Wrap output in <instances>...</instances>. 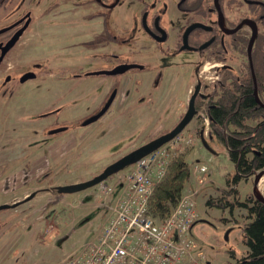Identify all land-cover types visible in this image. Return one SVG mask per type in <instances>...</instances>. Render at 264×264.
Returning a JSON list of instances; mask_svg holds the SVG:
<instances>
[{"label":"rangeland","instance_id":"374dc122","mask_svg":"<svg viewBox=\"0 0 264 264\" xmlns=\"http://www.w3.org/2000/svg\"><path fill=\"white\" fill-rule=\"evenodd\" d=\"M125 3L128 4L119 6L116 15L125 26H128L133 22L134 16L141 13L142 5L129 0ZM77 55L74 52L66 54V63L62 59L64 55L59 54L44 60L47 61V65H56L61 70L74 66H81L84 71L96 68L94 64L96 61L89 55L83 60L80 58L77 60ZM181 56V59L186 57ZM187 61L178 78L174 77L176 70L173 69L167 72L158 86L153 83V73L131 72L122 77L121 95L117 103L105 116L87 126H82V122L96 108L95 103L101 89L91 90L87 87L86 90L84 88L78 90L75 86L78 83H97L101 77L90 76L79 81L70 80L66 84H59L58 87L52 86L50 91H47L46 85L30 81L25 85L24 96L8 98V106L14 104L13 109H10L12 118L10 117V122L8 120L6 124L10 129L23 123L28 125L34 122L31 113L48 106L50 101L57 100L61 91H69L66 101L73 92H77L76 97L80 96L76 104L69 102L75 98L68 100L67 104L57 100L59 107L67 106L71 128L61 135L48 137L51 140L55 139L56 143V152L49 164L41 160L39 169L35 168L36 170L32 171L29 183L24 182L27 177L24 178L23 173L26 172L13 170L0 173V205L13 204L23 200L25 195L40 190L32 200L15 208L0 211V264H59L72 252L73 245L79 246L95 237L105 220L103 212L90 211L87 215L91 222L89 221L81 234L76 235L70 227L75 218V215L71 214V207L80 202L93 205L104 203L105 192L101 190V185L72 194H60L56 187L89 180L127 153L173 129L186 113L189 99L197 84V79L193 75L190 76L191 57L187 58ZM214 64L221 62L206 60L199 72L203 84L201 92L204 95H209L215 81H218L217 67H212ZM229 64L238 74L244 70L234 56L229 60ZM137 78L145 80L146 86L141 91L135 82ZM1 81L3 77L0 75ZM10 88H13L11 84L8 85V89ZM139 96L144 100L138 101ZM6 99V96H0L1 102ZM200 102L199 99L198 103ZM204 102L199 109L197 108V116L180 134L179 139L164 147H169L170 151L175 152V158L184 157L191 167V176L186 182L185 190L199 191L195 198L199 220L190 231L191 239L198 246L194 253L202 251L209 264H237L247 252L245 226L249 222L248 213L242 208L223 210L207 206L210 199L222 197L225 190L229 192L228 180H232L235 167L226 146L210 133V127L205 120ZM25 111L28 114H24ZM40 124L42 127V122ZM4 126L0 124V132ZM202 131L205 133L203 137ZM1 144L0 141V146ZM196 165L205 166L207 171L195 173ZM133 170L134 165H130L105 181L106 185L115 190L112 196H117ZM47 171L49 174L42 176ZM38 175L42 177L36 182L34 178ZM257 175L258 173L234 187L238 190L237 197L241 201H246L250 195H256L254 188ZM48 176L49 181L46 179ZM43 179L46 180L42 181ZM235 195L230 193L227 197L232 201ZM86 218L78 221L76 227H82L80 225Z\"/></svg>","mask_w":264,"mask_h":264},{"label":"flooded vegetation","instance_id":"af4514ba","mask_svg":"<svg viewBox=\"0 0 264 264\" xmlns=\"http://www.w3.org/2000/svg\"><path fill=\"white\" fill-rule=\"evenodd\" d=\"M132 1L142 5V11L125 26L116 11L119 6L128 4L127 0H0V30L6 29L0 34V75L3 77L0 96L7 97L0 101V124L5 125L0 132V173L26 172L24 182L29 183L32 171L41 166L40 161L49 164L54 157L55 139L48 137L61 135L71 128L69 110L66 105L59 107L57 100L67 104L75 98L69 102L76 104L80 96L76 97L77 92H73L66 101L69 92L66 90L48 106L31 113L34 122L20 124L14 127L16 130L6 126L12 118L10 109L14 107L13 102V106H8V98L24 96L25 85L30 81L46 85L50 91L52 86L58 87L70 80L101 77L97 83L75 86L78 90L101 89L90 118L99 113L113 95L110 108L117 103L122 77L131 72L153 73V83L158 86L173 69L176 70L174 77L178 78L184 64L188 63L186 59L191 57L190 76L197 79L196 86L200 83L202 89L199 72L206 60L221 62L212 66L217 67L219 74L214 86L226 70L236 73L229 64L233 56L244 67L240 75L251 72L256 80L258 59L260 68L264 67V0H129ZM71 52L78 54L77 60L89 55L96 61V68L84 71L81 66H74L61 70L56 65L46 64L45 60L49 59L45 58L57 54L64 55L62 59L66 63L65 55ZM181 55L186 57L181 59ZM130 64L142 68H131L117 75L95 74ZM135 82L140 91L146 86L145 80L140 78ZM9 84L13 88L8 89ZM140 96L138 101H143ZM199 99L209 101L208 95L198 96L196 103ZM48 174L47 171L42 176ZM39 176L34 178L36 182L42 177ZM34 192L37 195L40 190Z\"/></svg>","mask_w":264,"mask_h":264},{"label":"trees","instance_id":"16d2710c","mask_svg":"<svg viewBox=\"0 0 264 264\" xmlns=\"http://www.w3.org/2000/svg\"><path fill=\"white\" fill-rule=\"evenodd\" d=\"M259 59L255 67L256 80L251 72L236 74L226 70L217 85L208 94L206 116L210 133L227 148L235 167L232 180H228L229 192L207 202L209 207L234 210L245 209L249 222L245 226L247 252L237 264H264V203L250 195L246 201L237 197L234 188L243 180H249L264 170V105L257 101V90L261 100L264 95V67ZM264 103V100H263ZM191 167L184 157H177L169 166L166 177L156 184L149 202V212L164 220L178 204L186 182L190 179ZM235 193L230 201L228 194Z\"/></svg>","mask_w":264,"mask_h":264},{"label":"built area","instance_id":"2783aa9c","mask_svg":"<svg viewBox=\"0 0 264 264\" xmlns=\"http://www.w3.org/2000/svg\"><path fill=\"white\" fill-rule=\"evenodd\" d=\"M174 156L163 147L141 159L96 240L62 264H207L201 252L194 253L197 247L190 237L198 220L196 192L184 193L164 220L149 212L154 187Z\"/></svg>","mask_w":264,"mask_h":264},{"label":"water","instance_id":"95a60500","mask_svg":"<svg viewBox=\"0 0 264 264\" xmlns=\"http://www.w3.org/2000/svg\"><path fill=\"white\" fill-rule=\"evenodd\" d=\"M192 28H190L189 30H191ZM5 30L6 29L0 30V34L5 32ZM10 44H12V43H10ZM10 44H8V46ZM136 67L142 68V66L138 65V64L120 65L111 71H98V72H95V74H110V75L123 74L127 70H129L131 68H136ZM255 93H256L257 101L260 104L264 105V103L258 97L257 90L255 91ZM198 96L205 97V95L203 93H201V84L200 83L196 86L194 93L192 94V96L190 98L188 109H187L186 113L184 114L183 118L179 121V123L173 129H171L170 131L152 139L148 143L134 149L133 151L127 153L126 155L119 158L114 163L107 166L100 174L94 176L93 178H91L89 180L79 182V183L69 184V185L57 186L56 190L58 191V193H60V194H72V193L81 192V191L87 190L91 187H94L96 185H99L100 183L107 180L109 177L119 173L120 171L124 170L126 167H128L130 165L136 164L138 161H140L142 158L146 157L150 153L156 151L157 149L161 148L162 146L173 141L178 135H180L184 131V129L191 123V121L194 119V117L197 116L198 109L196 107V100H197ZM113 99H114V95L109 99L107 104L104 106V108L99 113H97L96 115L91 116L90 118L85 120L83 122V126H87V125H90V124L98 121L99 118L101 116H103L108 111V109L110 108V106L113 102ZM62 130H64V129H62ZM263 173H264V170L260 171L258 173V175L256 176L255 188H254L255 193H256V186L258 185L259 180H260ZM35 196H36V192H33L30 196H28L27 198H25L21 202L14 203L12 205H9V204L0 205V211L3 209H7V208H15L22 203L30 201ZM255 196L260 201H262L264 203V196L263 195H258L256 193Z\"/></svg>","mask_w":264,"mask_h":264},{"label":"crops","instance_id":"0c3cea01","mask_svg":"<svg viewBox=\"0 0 264 264\" xmlns=\"http://www.w3.org/2000/svg\"><path fill=\"white\" fill-rule=\"evenodd\" d=\"M56 152V148H55V151ZM188 182V181H187ZM186 186V184H185ZM185 189V188H184ZM101 190H103L105 193V197H104V200L105 202L104 203H101V204H85L84 202H80L78 203V205H74L71 207V214L72 215H75V218H73L72 220V224L70 227L72 229V231L77 235V234H81V232H83L84 228L91 222L90 218L88 217V213L90 211H96V210H100L101 212H103V218L105 219L104 220V223L106 222V220L108 219V217L110 216V208L117 202V200L124 194V191H125V185L123 186V188L120 190L119 193H117V196L115 197L114 195L112 196V194H114V191L111 192V193H107V187H105L104 185H101ZM88 217V218H86ZM86 220L80 225L82 227L78 228L76 227L77 226V222L80 221V220H83L85 219ZM90 219V220H89ZM90 221V222H89ZM103 223V225H104ZM102 225V226H103ZM102 228V227H101ZM101 230V229H100ZM100 230L97 232V234L95 235V237L92 239V240H89L87 242H84L82 244H79V246H74L73 245V250L72 252H70L65 258L62 259V261L59 263V264H62V262L70 255L74 254V253H80L84 247L91 241H94L96 239V237L98 236V234L100 233Z\"/></svg>","mask_w":264,"mask_h":264},{"label":"bare ground","instance_id":"6f19581e","mask_svg":"<svg viewBox=\"0 0 264 264\" xmlns=\"http://www.w3.org/2000/svg\"><path fill=\"white\" fill-rule=\"evenodd\" d=\"M263 191H264V173L262 174L258 185L256 186V193L258 195H263Z\"/></svg>","mask_w":264,"mask_h":264}]
</instances>
